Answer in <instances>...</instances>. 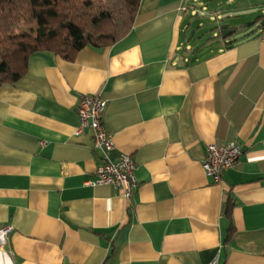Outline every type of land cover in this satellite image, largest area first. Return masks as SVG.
Returning <instances> with one entry per match:
<instances>
[{
  "label": "crops",
  "instance_id": "0c3cea01",
  "mask_svg": "<svg viewBox=\"0 0 264 264\" xmlns=\"http://www.w3.org/2000/svg\"><path fill=\"white\" fill-rule=\"evenodd\" d=\"M192 1L141 0L119 44L33 54L0 89V229H12L0 264H264V0H228L203 51ZM96 94L108 159L137 166L130 198L93 185L104 155L77 108ZM234 142L236 168L208 179L209 146Z\"/></svg>",
  "mask_w": 264,
  "mask_h": 264
},
{
  "label": "trees",
  "instance_id": "16d2710c",
  "mask_svg": "<svg viewBox=\"0 0 264 264\" xmlns=\"http://www.w3.org/2000/svg\"><path fill=\"white\" fill-rule=\"evenodd\" d=\"M140 2L0 0V89L25 77L33 54L49 52L74 61L84 48L119 44L132 32ZM257 21L264 31V16ZM21 28H36V34Z\"/></svg>",
  "mask_w": 264,
  "mask_h": 264
},
{
  "label": "built area",
  "instance_id": "2783aa9c",
  "mask_svg": "<svg viewBox=\"0 0 264 264\" xmlns=\"http://www.w3.org/2000/svg\"><path fill=\"white\" fill-rule=\"evenodd\" d=\"M260 40L264 44V31L260 34ZM106 107L107 103L99 94L83 97L77 108L80 120L78 133L86 129L92 131L94 149L104 155L97 169L98 180L93 185L113 187L121 191L125 198H130L139 185L136 177L137 166L132 157L125 154L114 162L108 159V153L114 149V144L103 124ZM242 154L238 142L223 147L209 146L202 169L208 179L221 183L223 176L236 168ZM11 231V228L0 229L1 249L7 247Z\"/></svg>",
  "mask_w": 264,
  "mask_h": 264
},
{
  "label": "rangeland",
  "instance_id": "374dc122",
  "mask_svg": "<svg viewBox=\"0 0 264 264\" xmlns=\"http://www.w3.org/2000/svg\"><path fill=\"white\" fill-rule=\"evenodd\" d=\"M192 1V0H191ZM192 3H195V7H199L198 9H194V11H190V15L188 20L186 21L187 26H190V30L188 34L193 37L191 44L192 47L200 49L201 51L205 50L209 41H212L213 38H219L218 36V22H221L220 17H223L224 12L227 9L233 7L228 0H212L208 3L205 0H193ZM193 16V17H192ZM192 17V21L189 20ZM226 18L222 19V21H227ZM235 21V20H234ZM252 22H239L240 28H247ZM243 25V27H241ZM254 30H257L258 27H252ZM21 32H28L29 34L35 35L36 28H21ZM192 34H195L194 36ZM187 45L186 48H188Z\"/></svg>",
  "mask_w": 264,
  "mask_h": 264
},
{
  "label": "water",
  "instance_id": "95a60500",
  "mask_svg": "<svg viewBox=\"0 0 264 264\" xmlns=\"http://www.w3.org/2000/svg\"><path fill=\"white\" fill-rule=\"evenodd\" d=\"M208 1V0H207ZM211 1V0H209ZM235 31H230L228 30V26H222L220 28V36L223 40H227L230 38L232 35H234Z\"/></svg>",
  "mask_w": 264,
  "mask_h": 264
}]
</instances>
